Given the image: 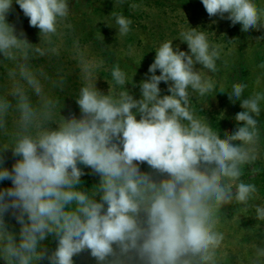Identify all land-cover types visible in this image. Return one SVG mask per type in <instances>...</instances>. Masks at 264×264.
Wrapping results in <instances>:
<instances>
[{
	"label": "clouds",
	"instance_id": "9594fccd",
	"mask_svg": "<svg viewBox=\"0 0 264 264\" xmlns=\"http://www.w3.org/2000/svg\"><path fill=\"white\" fill-rule=\"evenodd\" d=\"M15 3L48 44L70 15L69 0ZM201 3L210 18L240 24L243 32L264 28V8L255 0ZM12 4L0 0V54L8 59L29 47L23 33L18 36L6 21ZM112 17L119 36H127L131 19L115 12ZM198 29L189 27L174 38L188 51L174 48V39L155 48L150 75L138 85L139 99L126 87L135 74L129 79L115 64L107 94L89 82L92 72L85 65V83L75 98L80 118L73 114L55 120L54 101L38 112L22 99L18 129L8 134L3 117L9 105L0 102V131L10 141L0 149V182L12 184L0 189L4 264H74L73 257L85 250L97 264H219L225 207L251 208L255 219L264 222V205L253 203L257 186L242 179L259 156L257 118L264 111V91L245 96L243 82L233 83L231 91L220 86L219 93L227 92L232 103L240 101L242 109L234 117L236 130L221 138L193 104V96L216 91L217 81L209 73L219 71L221 59L220 45ZM26 78L35 86L33 78ZM161 82L169 94L161 95ZM8 149L19 157L11 170L3 166L2 153ZM141 162L166 178L156 181L140 170ZM78 164L99 174L100 183L85 190ZM6 213L20 225L18 234L9 230ZM50 236L56 240L53 250L44 243ZM255 257L264 261V247H257Z\"/></svg>",
	"mask_w": 264,
	"mask_h": 264
},
{
	"label": "rangeland",
	"instance_id": "374dc122",
	"mask_svg": "<svg viewBox=\"0 0 264 264\" xmlns=\"http://www.w3.org/2000/svg\"><path fill=\"white\" fill-rule=\"evenodd\" d=\"M255 2L264 8V0ZM69 5L67 21L48 44L40 36L39 29L30 26L29 18L13 0L6 21L14 26L18 36L23 33L21 38L28 41L29 47L17 51L15 59L0 54V102L6 101L9 105L3 117L8 134L18 129L22 99L38 112L48 107L49 100L54 101L55 120L73 114L80 118L75 98L85 83V65L92 72L89 82H95L97 89L105 94L111 83L113 65L119 64L129 79L135 74L133 83L126 87L134 98L139 99L141 92L138 85L150 75L148 68L154 61L155 48L166 40L176 38L189 27L207 31L209 41L221 47V59L217 61L219 71L209 73L217 81L216 91L205 97H192L196 110L213 128L221 131V138L224 132L236 130L234 117L242 109L240 101L232 103L227 92L219 93L220 86L231 91L233 83L243 82L247 85L245 96L264 91V67H260L264 64V39H261L264 28L243 32L240 24L232 26L227 19L210 18L201 0H69ZM112 12L131 19V31L127 36L120 37L117 33ZM177 45L180 50L188 51L186 43L174 39L173 47ZM37 48L45 50L44 55L37 52ZM51 48L55 51L48 50ZM201 67L196 65L197 69ZM156 74H160L159 70ZM29 76L34 79L35 86L28 82L26 77ZM159 87L161 95L169 94L167 84L161 82ZM257 119L261 136L259 156L255 164L245 168L242 179L257 186V199L253 203L264 205V111ZM9 143L8 135L0 131V149ZM2 156L3 166L9 170L19 159L11 149L3 152ZM78 167L85 173L81 180L90 182L85 185V190L100 183L99 174L87 166L78 164ZM139 167L142 172L151 173L156 181L167 176L156 173L147 162H141ZM11 186V180L0 182V189ZM5 221L9 230L18 234L20 225L11 213L5 214ZM220 231L225 238L218 249L219 264H264V261H256L255 257L257 247H264V222L255 219L251 208L244 211L236 204L225 207ZM44 243L49 250L56 247L54 237L50 236ZM73 260L74 264H97L89 250L75 255ZM0 264L4 261L0 260ZM41 264H47V261Z\"/></svg>",
	"mask_w": 264,
	"mask_h": 264
},
{
	"label": "trees",
	"instance_id": "16d2710c",
	"mask_svg": "<svg viewBox=\"0 0 264 264\" xmlns=\"http://www.w3.org/2000/svg\"><path fill=\"white\" fill-rule=\"evenodd\" d=\"M83 187L85 188V185L90 184V182L87 179L81 180Z\"/></svg>",
	"mask_w": 264,
	"mask_h": 264
}]
</instances>
